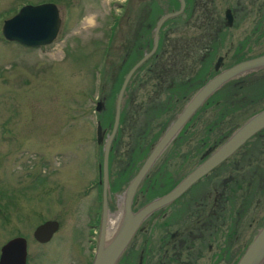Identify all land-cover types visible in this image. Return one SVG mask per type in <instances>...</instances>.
<instances>
[{
	"label": "rangeland",
	"instance_id": "rangeland-1",
	"mask_svg": "<svg viewBox=\"0 0 264 264\" xmlns=\"http://www.w3.org/2000/svg\"><path fill=\"white\" fill-rule=\"evenodd\" d=\"M49 2L57 5L61 20L59 34L51 45L26 48L3 38L4 21L23 5ZM215 4L223 18L224 11L233 9L235 2L216 0ZM164 6L170 7L168 3ZM138 8L142 9L138 0H0V191L5 196L11 191L22 193L15 209L10 208L6 216L5 209L0 211V244L23 234L29 241L31 264H74V257L67 253L71 242L79 240L85 252L95 245L99 228L93 231L92 241H86V233L94 212L100 208L103 190V144L96 143V124L100 123L106 139L126 75L116 83L118 67L139 29ZM154 8L152 18L145 22L149 26V32H144L145 53L152 47L157 21L168 13ZM156 15L159 17L154 18ZM236 15L235 25L228 31L229 42L240 45L248 38V56L263 53L264 36L258 39L259 34L251 33V18L243 19L242 12L236 11ZM181 27L176 24L166 28L165 39L180 36ZM143 80L135 90L133 102L137 105L149 96L150 88ZM127 97L125 94L122 106ZM98 102L102 105L100 111L95 110ZM260 109L251 108L237 122L240 120V125ZM125 147L118 148L120 155ZM115 151L113 143L108 161V196L112 195L109 214L113 221L120 216L123 192L139 169L127 177L121 170L124 159L112 161ZM136 158L133 164L138 167L140 161ZM35 172L38 175L32 177ZM42 191L45 193L41 195ZM150 194L144 195L145 201L158 193ZM44 217L57 219L60 230L50 245L40 248L33 241L32 228Z\"/></svg>",
	"mask_w": 264,
	"mask_h": 264
},
{
	"label": "trees",
	"instance_id": "trees-1",
	"mask_svg": "<svg viewBox=\"0 0 264 264\" xmlns=\"http://www.w3.org/2000/svg\"><path fill=\"white\" fill-rule=\"evenodd\" d=\"M185 1L186 18L182 19L178 16L165 22L161 28L162 53L157 57L153 56L139 68L127 86L125 94L128 97L126 104L121 109L117 140H114L116 151L112 155V161L117 162L121 161V158L124 159L125 163L121 167L123 174L125 172L132 174V171L139 168L177 112H180L191 95L215 74L213 65L218 56H222L224 61L227 57L231 58L228 59L225 66L254 57L248 56L251 51L246 46L248 38H245L240 45L229 42L228 31L230 28L223 25L221 10L215 4L216 0ZM233 1L237 2V13L242 12L243 19L251 18L253 21L251 33L259 34L258 39L263 37L264 0H246L247 4L241 0ZM146 2V0H138L142 8L141 10L138 8V10L141 19L139 27L147 32H149V28L146 24L152 18V12L156 9L154 7H159L161 13L173 12L178 9L177 0H148V3ZM165 3H168L170 7L166 8ZM233 9H236V4ZM157 17L159 15L154 18ZM176 24L183 25L181 27L183 32L173 39H165V28H172ZM147 40L149 43V39ZM232 47L233 50H231ZM126 49L128 50V48ZM128 55L130 58L126 62L124 59L118 67L116 83L123 79V75L128 72L132 63L142 57V53ZM145 77L146 79H144ZM142 80L150 88L149 96L140 105H137L133 102L136 95L135 90L138 89ZM240 82L243 83L238 87L237 80H235L226 84L222 88L223 91L219 90L202 107V110L197 112L175 141L193 144L194 165L200 161L201 154L207 146L223 142L224 137L232 133L239 124L240 120L237 122V118L243 116V112L251 108L264 107V70L246 76ZM155 119L156 121H154ZM121 145L124 147L126 145V151H122L120 155L118 148ZM168 152H172V149H169ZM135 157L140 161L138 167L133 164ZM126 163L129 164V167ZM167 163L165 164V160L163 161L162 169L164 174L168 175ZM160 180V174L152 173L149 178H146L143 190L152 195V192L155 191L163 192L164 189H159ZM119 264H128V260L124 257Z\"/></svg>",
	"mask_w": 264,
	"mask_h": 264
},
{
	"label": "flooded vegetation",
	"instance_id": "flooded-vegetation-1",
	"mask_svg": "<svg viewBox=\"0 0 264 264\" xmlns=\"http://www.w3.org/2000/svg\"><path fill=\"white\" fill-rule=\"evenodd\" d=\"M235 4L236 9L227 8L231 10L233 18L232 26L227 28H232L237 20V2ZM223 25L226 27L225 17H223ZM144 32L145 31L142 27H139L138 31L134 33L131 45L129 43L127 47L130 52H127L124 60L125 62L130 58L128 54L142 53V56L145 54L143 45ZM161 44L160 31L158 47L154 54L156 57L162 53ZM136 45L137 48H134ZM219 57L222 56H218L216 58L213 70ZM141 58L142 57H140L136 62H138ZM227 67L229 66H225V61L222 57V69ZM241 79L242 78L237 79V87L242 83L240 82ZM262 109H264V107ZM248 112L251 111H245L242 115L248 114ZM252 115L247 117L243 122H245ZM240 125L237 124L236 128ZM227 137H224V140ZM113 143L114 140L112 145ZM221 143H214L207 146L201 154L200 161L195 165L193 162L192 143L175 142L173 146L168 145L159 165H156L155 167V172L161 176L159 189H164V191L159 192L158 194L157 191L152 192L157 195L147 201L144 200V195L148 194V191L143 190L144 182L146 178L151 176L154 170L153 169L151 171L150 169L151 172L149 171L145 180L140 185L141 191L136 192L134 211L149 201L170 191L206 157L205 154L209 151V149L215 148ZM169 149H172V152H168ZM164 160L165 164L168 161L166 167L169 172L168 175L164 174V170L162 169ZM126 165L129 167V164L126 163ZM37 166L39 167V165ZM154 166L155 165H153V167ZM257 169H259V171H257ZM135 172L136 170L134 173ZM125 174L129 177L131 172H125ZM37 175V172L34 174L32 173V177ZM98 184H100V182H98ZM91 187L88 188L87 194L90 193ZM44 193L45 192L42 191L40 194L42 195ZM5 195H7L5 192L3 193L0 191V211L1 209L3 211L5 209V212L3 213L4 216H6L7 211L10 208H16V199L18 196H22V193L11 191L8 196ZM2 200H4V202ZM111 201L112 195L110 194L107 199L108 212L110 210ZM2 202L4 205H2ZM98 204L100 205V208L94 212L93 220L88 224V228L90 230L86 233L87 242L93 240V231L98 228L100 230L99 224H101L102 199L98 201ZM259 211L262 213L260 220L257 216V212ZM6 221V223H8L9 219L7 218ZM50 221L57 222V231L48 241H38L34 236L36 229ZM263 222L264 130L251 138L245 144L242 151L235 153L233 155V160H226L223 162L219 171L213 169V174H207L203 177L201 183H196V188H190L189 195L173 202L169 206L146 219L141 226H149L148 230L133 237L122 258L125 257L128 260V264H236L237 260L244 252L245 247H247L248 243L251 242L252 233L256 232L261 227L260 225H262ZM114 224L115 222L110 220L109 214L110 229H114ZM33 226L32 238L36 243V246L40 248H45V246L50 245L60 230V224L57 219H48L45 217L41 218L40 221L35 223ZM98 237L99 231L96 238H94V247L89 248L88 252H85L83 248L81 249L79 240L76 239L74 242H71L72 246L70 247V250H67V253L70 254L71 257H74V264H92L97 248ZM16 238H22L25 240V261L26 264H31V259L33 258L29 253V241L23 234H16L14 237L0 244V259L3 247L8 242Z\"/></svg>",
	"mask_w": 264,
	"mask_h": 264
},
{
	"label": "water",
	"instance_id": "water-1",
	"mask_svg": "<svg viewBox=\"0 0 264 264\" xmlns=\"http://www.w3.org/2000/svg\"><path fill=\"white\" fill-rule=\"evenodd\" d=\"M177 1L178 9L162 15L157 21L153 30L151 49L126 73L117 94L112 129L106 139L100 123L96 124V143L103 144V190L101 224L92 264H119L133 237L148 230L149 226H141L146 219L189 195L190 188H196V183H201L207 174H213V169L219 171L223 162L233 160L234 153L242 151L251 138L264 130V109H262L238 126L219 146L209 149L205 154L206 157L170 191L134 211L135 194L141 191L140 185L144 178L153 165H159L167 146H173L195 113L201 111L202 106L219 90L223 91L222 88L229 82L264 70V53L244 59L224 69H222V57H219L214 66L215 75L187 100L152 146L144 162L128 183L122 195L118 223L115 230L108 233V161L110 148L120 123L123 98L134 73L155 54L159 43V33L165 22L178 16L182 19L186 18V1ZM224 17L226 27H231L233 18L230 9L225 11ZM60 27V13L56 4L51 2L39 5L27 4L22 6L16 15L4 21L1 33L8 42L27 48H43L56 40ZM101 109V102H98L95 110L100 111ZM57 229V222L50 221L38 227L34 236L38 241L46 242ZM25 260L26 243L24 239H13L3 247L0 264H26ZM236 264H264V225L258 229Z\"/></svg>",
	"mask_w": 264,
	"mask_h": 264
},
{
	"label": "bare ground",
	"instance_id": "bare-ground-1",
	"mask_svg": "<svg viewBox=\"0 0 264 264\" xmlns=\"http://www.w3.org/2000/svg\"><path fill=\"white\" fill-rule=\"evenodd\" d=\"M165 12H166V11H165ZM150 15H151V14H150ZM173 23H174V22H173ZM165 29H166V28H165ZM258 75H259V74H258ZM242 83H243V82H242ZM198 87H199V86H198ZM194 91H195V90H194ZM169 92H170V91H169ZM184 102H185V101H184ZM206 103H207V102H206ZM206 103H205V104H206ZM205 104H204V105H205ZM204 105H203V106H204ZM203 106H202V107H203ZM181 107H182V106H181ZM181 109H182V108H181ZM240 111H242V110H240ZM172 112H173V111H172ZM197 112H198V111H197ZM197 112L195 113V115L197 114ZM178 113H179V112H178ZM178 113H177V114H178ZM173 114H174V113H173ZM174 115H175V114H174ZM174 115H173V116H174ZM195 115H194L192 118H194ZM239 116H240V115H239ZM174 118H175V116H174ZM192 118H191V119H192ZM154 121H156V119H155ZM170 121H171V120H170ZM190 121H191V120H189V122H190ZM189 122H188V123H189ZM196 122H197V121H196ZM188 123H187V124H188ZM168 125H169V124H168ZM163 127H164V126H163ZM163 130H164V129H163ZM159 131H160V130H159ZM157 133H158V132H157ZM159 133H160V132H159ZM162 133H163V132H162ZM155 134H156V133H155ZM156 138H157V137H156ZM195 139H196V138H195ZM197 139H198V138H197ZM151 140H152V138H151ZM155 143H156V142H155ZM148 145H149V144H148ZM167 147H168V146H167ZM234 154H235V153H234ZM234 154H233V155H234ZM145 158H146V157H145ZM143 161H144V160H143ZM161 163H162V162H161ZM140 165H141V164H140ZM155 167H156V165H155L154 167L151 168V171L154 169V170H153V173L155 172ZM139 168H140V166H139ZM160 169H161V168H160ZM151 171H150V172H151ZM144 180H145V178H144ZM144 180H143V181H144ZM135 195H136V194H135ZM118 219H119V217H118ZM118 219H115L114 221H116V222L118 223ZM116 222H115V223H116ZM117 223L114 224V229H112V228L110 229V226L108 227V233H112V232L115 230ZM257 231H258V230H257ZM257 231H256V233H257ZM252 237H253V236H252Z\"/></svg>",
	"mask_w": 264,
	"mask_h": 264
}]
</instances>
